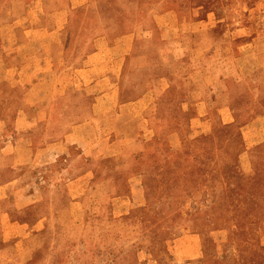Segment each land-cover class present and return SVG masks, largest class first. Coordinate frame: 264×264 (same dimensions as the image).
I'll list each match as a JSON object with an SVG mask.
<instances>
[{"label":"rangeland","instance_id":"374dc122","mask_svg":"<svg viewBox=\"0 0 264 264\" xmlns=\"http://www.w3.org/2000/svg\"><path fill=\"white\" fill-rule=\"evenodd\" d=\"M11 5L15 14L8 13ZM24 8L25 0H0L1 22ZM93 8L90 24L100 27V18L113 16L118 33L135 29L121 97L162 90L145 110L151 126L137 127L132 163L130 154L94 156L92 165L76 161L72 170L88 174L78 196L65 186L38 191L26 205L22 190L0 197V264H21L26 244L33 249L26 264H179L175 241L189 234L203 248L188 264H264V132L252 131V144L243 132L253 117L264 116V0H100ZM257 56L253 69L248 60ZM221 58H246L245 75L216 79L205 90L210 124L195 132L188 91L202 82L197 67L218 75ZM11 131L0 139V184L13 177L15 162L31 184L30 153L25 141L9 144ZM9 219L27 221L34 234L19 241Z\"/></svg>","mask_w":264,"mask_h":264},{"label":"crops","instance_id":"0c3cea01","mask_svg":"<svg viewBox=\"0 0 264 264\" xmlns=\"http://www.w3.org/2000/svg\"><path fill=\"white\" fill-rule=\"evenodd\" d=\"M98 1L60 0L54 6L53 0L51 7L50 0H25L18 17H11L6 24L0 20V139L2 132L11 128L9 144L13 148L25 141L30 153L25 167L36 177L33 183H26L24 167L11 163L13 177L0 184V197L22 190L21 198H29L26 205L34 201L38 191L56 192L65 186L75 187L74 195L78 196L80 182L88 175L85 170H72L79 159L92 165L94 156L124 158L130 154L129 163L136 160V151L130 146L138 139L137 127L141 123L151 126L145 110L162 90L151 88L129 100L121 97L119 82L136 33L135 29L118 33L119 24L113 16L100 18V27L90 24ZM12 8L11 5L9 14H15ZM75 17L79 23L73 32ZM3 28L11 32H2ZM114 33L117 34L113 36ZM258 57L248 60L253 69L259 63ZM245 60L221 58L220 74L214 76L197 67L202 82L188 91L186 103L196 112L191 118L195 132L204 131L210 124L206 118L210 102L205 90L214 87L216 79L245 75ZM222 108L229 112L227 105ZM257 121L264 123V116L256 115L247 123L243 130L246 143L257 141L252 131L256 137L264 132V125L257 126ZM174 135L177 133H171ZM168 142L172 148L178 147V139ZM7 224L19 241L34 234L27 221L9 219ZM201 243L195 234L177 238L179 264H188V259L200 256ZM19 250L23 254L21 264H26L33 249L26 244Z\"/></svg>","mask_w":264,"mask_h":264}]
</instances>
